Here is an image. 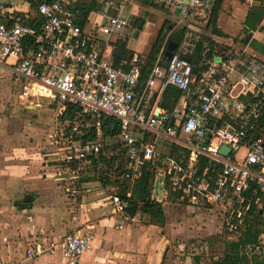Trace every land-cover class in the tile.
<instances>
[{
  "label": "built area",
  "instance_id": "2783aa9c",
  "mask_svg": "<svg viewBox=\"0 0 264 264\" xmlns=\"http://www.w3.org/2000/svg\"><path fill=\"white\" fill-rule=\"evenodd\" d=\"M158 1L193 25L185 29L176 49L166 54L161 47L145 79L144 56L134 52L116 66L109 54L130 35V17L124 13L132 0H35L31 21L0 20V65L23 78L31 90L64 108L73 107L74 116L59 131L56 144L63 154L65 189L74 203L90 170H100L98 157L105 155L108 139L117 137L123 147L120 177L134 181L144 163L162 157L153 136L190 150L192 163L163 159L161 180L170 194L193 207L220 205L222 225L236 232L245 212L264 195L263 138L248 134L264 102V62L239 48L215 50L210 58L203 51V65L195 70L190 55L202 34L194 24L208 21L211 2ZM91 6L97 11L88 27L81 18ZM168 85L181 91L182 100L171 110L150 106L152 95ZM114 125L117 134L104 135V129ZM144 134L149 138L143 139ZM182 134L185 139H180ZM221 145L229 147L227 155L220 153ZM200 155L209 158L210 166L199 174L193 162ZM109 201L112 213H125L127 200L115 193ZM92 238L89 229L74 228L63 237L35 242L25 258L59 252L67 264H78ZM0 264L17 263L0 258Z\"/></svg>",
  "mask_w": 264,
  "mask_h": 264
},
{
  "label": "crops",
  "instance_id": "0c3cea01",
  "mask_svg": "<svg viewBox=\"0 0 264 264\" xmlns=\"http://www.w3.org/2000/svg\"><path fill=\"white\" fill-rule=\"evenodd\" d=\"M209 1L211 2V14L213 0ZM226 1L223 0L220 5L214 27L211 26L210 17L205 24L199 26L194 24L202 34L201 41L190 55V59L191 57L198 58L193 63L195 70L203 65L200 63L203 51H206L210 58L215 50L239 48L254 53L264 62V17L254 29L248 28L245 23L249 8L256 5L257 2L239 0L246 4V7L243 10L235 9L234 11L231 8V3H225ZM226 5H228V10L233 13H224V6ZM148 7H162L170 15L167 17L168 19L164 17L161 20L155 42L161 36L163 37L161 47L165 49L166 53L176 49L178 44L168 42L170 33L182 29L184 34L185 29L193 25V22L188 18H183L177 9L171 11L158 0H150L146 3L142 0H132L130 9H127L124 15L130 17L133 27L142 28L146 21L140 11ZM95 11H97V7L93 9L91 6L84 13L83 23L86 26H91V21L96 15ZM110 11L111 14L115 13L114 9ZM35 15V0H0V20L2 21L21 19L29 22ZM168 21L169 24L165 28ZM125 42L117 44L109 52L110 58L116 66L130 59L132 53L135 52L128 49ZM256 45H259V48ZM153 46L146 54L147 57ZM197 52L198 56L195 55ZM150 66L151 64H147V68L144 70V79ZM1 70L6 73H0V258L17 264H67L59 252L43 255L36 259L25 258V252L35 242H43L52 236L63 237L72 229L87 225L88 228H91L93 238L90 247L82 254L78 264H197L199 262L196 253H191V255L189 253H173L179 254L173 256L172 253H164L163 248L161 251L158 250V253H132L135 249V236L140 234V230L132 224L137 214L131 217L125 213H112L109 197L115 193H109L106 190L107 186L93 185L94 181L86 180L85 177L81 196L79 195L76 198L77 202L74 203V198L68 196L65 189L66 181H64L62 169L64 166L63 154L56 145L57 135L61 129H57L55 135H52L55 126L43 121V117L39 113L40 109L36 108L40 104H34V112H36L34 121L26 122L25 126L18 128V130L9 128L5 123L4 105L9 102L8 98L11 96V78L9 75H13V73L7 67L0 65ZM16 79L26 83L23 86L22 95L20 93L21 98H26L28 95L32 98L38 96L45 100L49 99L48 104L55 105V107H49L55 110L56 118H60L59 125L63 127L67 120L73 118V107L64 108L45 94L31 90L30 85L23 78L18 77ZM5 90L7 92H4ZM162 98L163 92H155L150 99V106L157 104L166 109L162 105ZM180 100H182V93L174 106ZM69 111L72 112V117H68ZM47 112L49 113V111ZM46 124L50 125L47 126ZM51 129L52 139L49 135L47 136ZM186 136L182 134L180 139H185ZM151 138L154 139L153 136H150ZM167 144L174 148V150L172 148L174 152L161 155L162 157L155 162L156 167L151 188V198L160 201L162 206L168 200L166 198L169 189L168 184L161 180L164 161L161 166L160 161L165 157H171L182 161L183 164L192 163L189 149L176 143L167 142ZM54 155H59V157L56 158ZM198 159L199 156L196 162H193L197 167ZM156 191L160 196L157 199L154 196ZM86 198H89L88 202H85ZM189 207L193 208V206L186 204L187 210ZM148 222L149 224L142 226V228L147 231L150 230L152 233L158 230L160 233L156 234L155 240L162 244L166 239L161 233L164 226L161 227Z\"/></svg>",
  "mask_w": 264,
  "mask_h": 264
},
{
  "label": "rangeland",
  "instance_id": "374dc122",
  "mask_svg": "<svg viewBox=\"0 0 264 264\" xmlns=\"http://www.w3.org/2000/svg\"><path fill=\"white\" fill-rule=\"evenodd\" d=\"M227 2L231 3V8L234 9V11L235 9L243 10L246 7V4L239 0H227L225 3ZM224 8V13H233L232 11L230 12L228 10V5L224 6ZM109 13L111 14V11H109ZM140 13L146 23L142 28H138V26H132L130 35L126 40L125 45L128 49L134 50L139 55L144 56L147 61L148 57L146 54L155 43L157 31L161 25L160 23L162 22L161 20H163L164 17L168 19L167 17L170 15L162 7H148L142 9ZM168 24L169 21L167 22L165 28ZM256 46L259 48V45ZM0 73L4 74L6 72L1 70ZM9 76L11 78V96L9 95V102L4 105V117H6L5 123L7 126L12 130H18V128L25 126L24 124L26 122L34 121V116H36V112H34V104H40V106H37L36 108L40 109L39 113H41L43 121L55 126V129L52 133V135H55L57 129L60 130L62 127V125L58 124L60 118H56V113L54 114L55 110L49 107H55V105L48 104L49 99L45 100L44 98H39L38 96H35L36 98H32L28 95L26 98H21L23 86L26 85V83L24 81H17L16 78L18 77L14 74H10ZM4 92L7 91L5 90ZM47 111H49L50 114ZM46 125L49 126L48 124ZM51 132L52 129L49 130L47 134V136L49 135L50 139H52ZM16 139L19 140L18 138ZM151 139L153 140V138ZM154 140L158 154L163 155L169 152L170 147L164 139L154 138ZM104 153L105 155H108L107 158L109 156L119 155L118 161H121V158L124 157L123 147L122 144L119 143L117 137H113L108 140V144L104 148ZM242 153L243 149L240 148L237 152V156L240 157ZM54 156L56 158L59 157V155ZM118 161H113L109 167H107V165L104 163H101V168L99 171L92 168L93 170H90V174L86 176V180H93V185H102L99 179V173L102 170L107 169V171L103 172L108 174V177L111 179V181L114 179L120 181V176L116 175L117 172L114 171V169L119 165ZM161 165H163V160L160 161V166ZM116 189L117 188L113 182L108 184L106 188L109 193H116ZM154 196L156 199L160 197L157 191L154 192ZM166 199L168 200L163 206L166 212V222L163 229L161 230V233L166 237L165 241L161 244L155 240L156 234L158 235V233H160L158 230L155 233H152L150 230L147 231L142 228V226L149 224V217L145 214L138 213L137 216H135L132 224L140 230V234L136 236L134 235L136 237V243L134 245L135 249H133L132 253H158L163 248L164 253H172L173 256L179 255L173 253H189L190 255L191 253H196V256L199 257V262L197 264H210V261L213 257H220L223 254L226 241L233 240L237 237V232H229L222 225L223 210L220 205L199 208L189 207L187 210L185 208L186 204L179 202L169 192H167ZM88 201L89 198H86L85 202ZM263 203L264 200L262 198L257 207L261 208ZM262 216L264 217V214ZM80 229H89L91 231V228H88L87 225L80 227ZM261 243L264 244V235L261 236Z\"/></svg>",
  "mask_w": 264,
  "mask_h": 264
},
{
  "label": "trees",
  "instance_id": "16d2710c",
  "mask_svg": "<svg viewBox=\"0 0 264 264\" xmlns=\"http://www.w3.org/2000/svg\"><path fill=\"white\" fill-rule=\"evenodd\" d=\"M144 3L150 2V0H142ZM223 0H213L212 10L210 14V23L214 27L215 19L219 11L220 5ZM256 5H252L247 13L245 23L248 28L254 29L264 17V0H254ZM85 17H82L83 20ZM183 34L182 29L174 30L168 37V42L179 44ZM162 38L158 37L154 43L152 50L148 55V65L152 64L155 55L159 52L162 46ZM167 42V43H168ZM198 56V52L195 54ZM197 57H191V63L197 61ZM146 64V67H147ZM181 91L174 86L168 85L163 91L162 105L171 110L180 96ZM68 117H72V112H68ZM115 123V121H114ZM118 132L117 125L113 127L105 128L104 135L115 136ZM249 136L253 138H263L264 147V102L261 107V111L255 121L254 129L249 130ZM148 138V135L144 134L143 139ZM173 148V147H172ZM170 147L168 153H173ZM177 148V147H176ZM118 156H110L107 158L105 155H100L98 160L107 167L110 166L113 161H118ZM122 156V155H121ZM123 160V162H122ZM94 167L97 166V159L92 157ZM118 166L114 169L117 172L116 175L121 176L124 172V157L121 161H118ZM210 166L209 158L200 155L198 159L197 173H201L203 168ZM156 164L152 162H146L142 165L141 175L134 181H129L126 178H121L120 181L114 179L111 181L108 174L102 170L99 173V179L102 185L107 186L111 182L115 184L116 194L121 198L127 200L128 206L125 209V214L128 216H135L136 214H145L149 217V221L152 224L163 227L166 222V214L163 209L162 203L151 198L152 181L155 173ZM99 171V169H97ZM171 195H174L171 193ZM264 200V195L262 196ZM264 203L261 208L252 205L244 214L241 226L236 231L237 237L233 240H227L223 254L220 257L212 258L210 264H264V244L261 243V236L264 235ZM235 232V233H236Z\"/></svg>",
  "mask_w": 264,
  "mask_h": 264
},
{
  "label": "water",
  "instance_id": "95a60500",
  "mask_svg": "<svg viewBox=\"0 0 264 264\" xmlns=\"http://www.w3.org/2000/svg\"><path fill=\"white\" fill-rule=\"evenodd\" d=\"M212 1V0H211ZM170 51V50H169ZM169 53V52H168ZM166 53V54H168ZM220 153L227 155L229 152V147H227L226 145H221L220 149H219Z\"/></svg>",
  "mask_w": 264,
  "mask_h": 264
}]
</instances>
